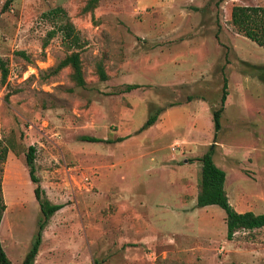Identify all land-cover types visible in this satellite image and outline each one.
Masks as SVG:
<instances>
[{"label": "rangeland", "instance_id": "obj_1", "mask_svg": "<svg viewBox=\"0 0 264 264\" xmlns=\"http://www.w3.org/2000/svg\"><path fill=\"white\" fill-rule=\"evenodd\" d=\"M6 1L0 244L10 262L23 264L41 218L25 162L34 147L42 195L61 209L42 231L33 264H264V228L228 241L223 210L195 204V159L211 149L229 176L231 206L264 214V47L230 22L233 6L264 0ZM65 24L76 43L64 38ZM74 53L82 87L71 67L55 71ZM224 79L228 95L214 139L211 111L220 107ZM155 113V125L139 132ZM174 179L179 186L169 185ZM166 235L170 249L161 242Z\"/></svg>", "mask_w": 264, "mask_h": 264}, {"label": "trees", "instance_id": "obj_2", "mask_svg": "<svg viewBox=\"0 0 264 264\" xmlns=\"http://www.w3.org/2000/svg\"><path fill=\"white\" fill-rule=\"evenodd\" d=\"M12 0H7V6ZM230 22L235 28L237 33L241 34L244 38L255 43L259 47H264V6H233L230 12ZM63 31L64 38L71 40V43H76L78 37L74 34V29L70 24H65L60 29ZM19 54L24 55L20 52ZM71 67L73 70V79L78 86L84 85L82 71L78 54L74 53L62 60L55 71L65 67ZM0 74L1 81L4 83L8 76V69L5 62L0 58ZM98 74L100 79L105 80V74L99 67ZM139 88V85H127L126 91H132ZM227 93V80L224 79L222 92L220 97V107L212 110V125L214 136L216 138L217 132L221 128L220 118L224 110V103ZM159 113L149 114L143 125L140 127L139 132L145 131L153 126L158 119ZM82 141L89 143H99L111 141L102 140L95 137L84 136L81 137ZM124 138L116 139V142L123 141ZM35 148L28 147L25 155V162L28 167V176L30 182L34 185L33 195L38 204L41 218L37 223V231L33 237L31 247L26 253L23 264H33L35 256L38 253V248L41 243L42 231L48 224L50 218L61 209L60 205L51 203L45 196L42 195V190L39 180L35 176ZM213 151L209 149L200 158L195 159L201 165L200 179H199V192L196 196V207L204 208L207 206H217L223 210L225 217L224 222L226 225V239L233 240L235 233L239 231H252L255 229L264 228V214H255L252 211L237 212L229 203L228 196L225 192L224 184L226 180L225 172L217 167L212 159ZM7 158V150L5 147L0 146V164H4ZM1 172V169H0ZM5 205L2 198L1 181H0V222L2 219ZM0 264H12L4 253L0 244Z\"/></svg>", "mask_w": 264, "mask_h": 264}, {"label": "crops", "instance_id": "obj_3", "mask_svg": "<svg viewBox=\"0 0 264 264\" xmlns=\"http://www.w3.org/2000/svg\"><path fill=\"white\" fill-rule=\"evenodd\" d=\"M154 125H155V124H154ZM154 125H153V126H154ZM153 126H151V127L148 128V129H151ZM148 129H147V130H148ZM121 142H122V141H121ZM139 155H140V154H139ZM149 156H150V155H149ZM124 160H125V159L122 158V161H124ZM228 177H229V176L226 174V180H225V184H224V188H225V189H226L225 186H226V181L228 180ZM177 179H178V178H177ZM177 179H174L173 183L170 182L169 185H170L171 187H172V185H174V186H177V185H178V186H179V183H178V180H177ZM114 191L116 192V191H118V189H117L116 187H114ZM122 192H123V193H122L123 196H125V195L127 196L126 198L124 197V198L126 199V201H127V208H130V210L135 209V208H136L135 205H133V204L130 203L129 195H128L125 191H122ZM140 202L143 203V201H140ZM140 202H139V204H138L139 206H141V205H140ZM195 204H196V198H195ZM138 205H136V206H138ZM143 205H144V203H143ZM143 205H142V206H143ZM143 207H144V209H146V206H143ZM132 212H133V211H132ZM237 212H238V211H237ZM137 214H138V213H137ZM122 215H123L122 221H123V220H126V221H129V220H130V215H129V214L125 215V213H123ZM138 215L140 216V214H138ZM152 221H153V220H152ZM137 225H139V227H140V224H138V223L134 224V227L137 226ZM153 225H154V224H153ZM126 228L129 229L128 227H126ZM155 234H156V235H155ZM155 234H154V235L157 236V237L154 236V238H153L154 240H152V241H154L153 243H159L160 240H159V238H158V234H157V233H155ZM169 238H170V239H169ZM160 239H162L161 235H160ZM152 241H151V242H152ZM161 242H163V243L165 244V247H166V248H169V249L172 247V244H174V243H173L174 241H173V239L170 237V235H166L165 239H164V240H161ZM137 244L139 245V244H145V243H137ZM173 247H174V245H173Z\"/></svg>", "mask_w": 264, "mask_h": 264}]
</instances>
